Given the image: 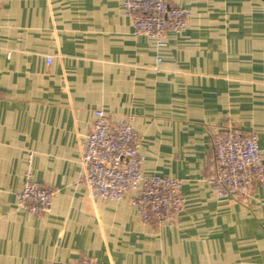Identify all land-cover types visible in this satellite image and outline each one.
<instances>
[{
	"label": "crops",
	"instance_id": "crops-1",
	"mask_svg": "<svg viewBox=\"0 0 264 264\" xmlns=\"http://www.w3.org/2000/svg\"><path fill=\"white\" fill-rule=\"evenodd\" d=\"M164 2L191 17L155 41L122 0H0V264H264V182L243 201L208 182L219 129L255 134L264 164V0ZM96 109L132 116L144 175L181 180L170 223L143 222L134 190L107 200L83 183ZM29 166L54 191L47 213L17 207Z\"/></svg>",
	"mask_w": 264,
	"mask_h": 264
},
{
	"label": "built area",
	"instance_id": "built-area-1",
	"mask_svg": "<svg viewBox=\"0 0 264 264\" xmlns=\"http://www.w3.org/2000/svg\"><path fill=\"white\" fill-rule=\"evenodd\" d=\"M122 4L124 13L131 19L132 34L155 41H160L167 30H184L191 17L189 9L168 6L164 0H122ZM46 61L50 62V58ZM212 146L213 174L208 179L212 191L236 201L250 197L252 184L264 182V164L256 135H239L232 127H226L213 133ZM80 161L83 183L93 197L120 200L134 190L131 201L145 223L157 226L170 223L183 210L185 199L180 179L142 173L140 137L133 128L131 115L112 123L103 110L96 109L83 141ZM53 199L54 191L35 181L29 166L16 193L17 207L38 215L50 211ZM52 264L104 263L82 256Z\"/></svg>",
	"mask_w": 264,
	"mask_h": 264
}]
</instances>
